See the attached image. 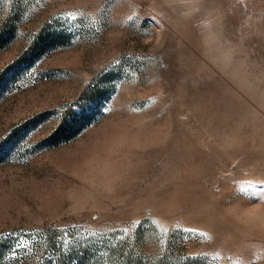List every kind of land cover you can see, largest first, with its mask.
I'll return each instance as SVG.
<instances>
[{
  "label": "rangeland",
  "instance_id": "374dc122",
  "mask_svg": "<svg viewBox=\"0 0 264 264\" xmlns=\"http://www.w3.org/2000/svg\"><path fill=\"white\" fill-rule=\"evenodd\" d=\"M88 155L126 174L78 206ZM47 227L264 264V0H0V264H52Z\"/></svg>",
  "mask_w": 264,
  "mask_h": 264
},
{
  "label": "trees",
  "instance_id": "16d2710c",
  "mask_svg": "<svg viewBox=\"0 0 264 264\" xmlns=\"http://www.w3.org/2000/svg\"><path fill=\"white\" fill-rule=\"evenodd\" d=\"M143 223L144 220L142 219L139 223V230H142V233L145 232V230L142 228ZM55 230H56L55 228L47 227L44 230L36 231L37 235H42L40 239L42 238V240L47 241V245L49 247L46 249H49L51 251L52 264H83V261H87L93 258L89 253L91 249L86 244H84L83 242L76 243L75 241L72 240V238H70V236L68 238V241H66V243H61L59 240L56 239V237H54L55 233H53V231ZM117 245L120 246V243H118ZM111 251H115V252H110L105 250V253H102L101 255L97 253L98 258L96 259L95 262L98 263L105 260V264H109L108 262L114 260L117 262V264H145L144 262L142 263L141 261L142 257L140 255L130 254L131 257L125 255L122 251V247H117L115 250H111ZM168 252H169L168 248H166L164 250V253L161 255L162 256V258L160 259L161 261H159L158 263L163 262L165 264H169L167 263L169 259ZM112 256H117V257L112 258Z\"/></svg>",
  "mask_w": 264,
  "mask_h": 264
},
{
  "label": "bare ground",
  "instance_id": "6f19581e",
  "mask_svg": "<svg viewBox=\"0 0 264 264\" xmlns=\"http://www.w3.org/2000/svg\"><path fill=\"white\" fill-rule=\"evenodd\" d=\"M98 155L104 157L105 152L99 153ZM111 159L112 158L105 159L88 155V157L84 160V163H80L77 166L75 165V172L85 176V178L90 176L94 181L93 188L80 190L78 196L73 195L70 197L73 202H77L78 206L82 203L83 206L85 204H89L90 206L95 205L96 200L99 198V191L103 186H105V183L113 182L114 178L117 179V177H115L116 175L121 176L126 174L125 170L127 168V162H123L121 159L119 161H112ZM119 189L122 188H118L119 192L117 194H122L124 191Z\"/></svg>",
  "mask_w": 264,
  "mask_h": 264
}]
</instances>
